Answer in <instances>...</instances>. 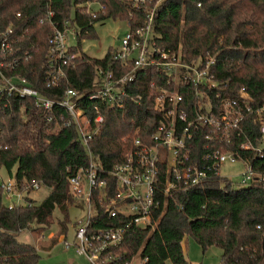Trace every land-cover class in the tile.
Returning a JSON list of instances; mask_svg holds the SVG:
<instances>
[{"label":"trees","instance_id":"obj_1","mask_svg":"<svg viewBox=\"0 0 264 264\" xmlns=\"http://www.w3.org/2000/svg\"><path fill=\"white\" fill-rule=\"evenodd\" d=\"M88 1L0 0V30L14 28L17 43L12 56L21 57L13 69L2 72L25 78L41 96L52 100H61L64 90L73 89L81 94L77 106L93 127L95 106L103 117L96 135L84 145L74 124L48 121L31 100L12 98L0 103V171L13 180L24 201L9 209L0 185V264H39L35 247L17 240L16 234L34 225L35 230H49L56 209L63 218L60 235L66 236L68 210L76 202L67 178L87 168L90 155L108 173L125 161L135 139L151 143L161 121L153 99L165 77L152 67L144 68L125 84L128 98L124 108L110 109L100 101H88L86 93L95 90V68L114 70L119 66L112 60L115 49L110 48L102 59H90L80 48L81 38L96 37V24L117 20L135 31L143 28L151 10V37L159 48L179 49L186 62L214 55L211 69L225 97H234L245 87L251 99L250 111L243 109V121L221 146L248 164L253 177L246 187H240L232 179L212 176L187 192L169 195L162 214H153L152 220H157L153 226L130 228L119 245L106 251L111 257L109 264H130L137 256L142 264H191L181 248L188 238L202 251L218 247L222 252L219 264H264V149L261 155L255 150L264 141L257 113L263 109L264 114V0H143L142 5L133 0H96L103 10L93 18L81 13ZM47 9L54 12L53 21L59 29L69 20L80 31L77 46L72 48L77 60L74 66L63 69L65 77L54 88L46 87L45 82L47 39L52 29L38 23ZM27 52L30 58L26 60L22 56ZM191 95L184 96L187 106L192 104ZM207 132L202 128L193 133L191 148L196 157L208 143ZM246 144L251 148L241 150ZM162 181L163 175L159 184ZM34 183L50 190L40 203L30 196ZM91 222L93 230L113 223L101 207Z\"/></svg>","mask_w":264,"mask_h":264},{"label":"built area","instance_id":"obj_2","mask_svg":"<svg viewBox=\"0 0 264 264\" xmlns=\"http://www.w3.org/2000/svg\"><path fill=\"white\" fill-rule=\"evenodd\" d=\"M133 2L142 5L144 1ZM102 10V5L91 0L82 6L81 13L93 18ZM153 15L154 11H149L143 28L129 30L121 39L119 47L114 48L112 60L118 63V67L114 70L104 67L94 69L96 87L86 93L88 101H100L110 109H123L128 98L124 86L132 82L139 71L152 67L165 77L161 86L156 88L153 99L154 111L161 115V121L151 135V143L145 144L135 139L125 161L115 164L108 173L90 155L88 167L67 178L71 196L76 202L83 201L87 213L82 219L76 220L73 241H66L63 246L65 250L73 247L76 255L85 258L86 264H109L111 257L106 251L119 245L130 228L153 226L157 222L152 220L153 214H162V206L169 195L187 192L212 176L229 179L221 175L225 164L242 165L244 171L238 183L241 186H247L253 177L248 164L221 146V142H228L230 132L238 129L243 121V109L250 111L251 99L245 87L238 89L234 97H225L211 69L215 64L214 55L206 54L186 62L179 49L159 48L151 37ZM16 17H20V14L17 13ZM53 18L54 12L47 9L43 17L38 19L40 25L47 24L52 29L47 39L45 64L48 88L57 87L65 77L63 69L74 66L78 56L72 51L69 42L77 40L80 34L76 25L69 20H64L59 29ZM15 43L12 26L0 30V103L12 98L31 100L48 121L56 119L63 126L74 124L86 145L103 123L97 106L93 109L96 112L93 127L82 108L77 106L81 97L79 92L67 88L61 100H52L41 96L25 78L4 74L2 69H13L21 58L12 56ZM22 58L27 60L30 54L24 53ZM123 69L128 71L127 74H122ZM187 94H192V104L189 106L184 99ZM262 110L257 111L262 120L260 134H264ZM59 111L64 113L61 115ZM202 128L208 130V143L203 146L202 155L196 157L191 142L193 133ZM250 148L248 144L240 146L245 151ZM263 149L259 147L255 150L261 155ZM161 175L163 181L159 184ZM0 185L9 209L24 204L23 195L16 190L12 179H2L0 176ZM40 188L39 184L34 183L32 192ZM97 207H101L107 219L113 223L107 228L93 230L91 219Z\"/></svg>","mask_w":264,"mask_h":264},{"label":"rangeland","instance_id":"obj_3","mask_svg":"<svg viewBox=\"0 0 264 264\" xmlns=\"http://www.w3.org/2000/svg\"><path fill=\"white\" fill-rule=\"evenodd\" d=\"M129 31L128 24L117 20H105L101 24L95 25L96 37L93 39L81 38L80 48L81 52L87 55L90 59H102L107 51L112 48H118L121 39ZM72 47L77 46V41H70ZM264 147V142L260 146ZM244 168L240 163L225 164L221 169V175L231 178L233 182L239 183L241 173ZM2 179H7L8 175L4 170L0 171ZM239 186V184H238ZM246 187V186H240ZM50 190L40 188L37 192H32L31 197L36 203L44 200ZM87 213V206L83 201H77L74 205L69 207L68 219V232L66 236L60 235L59 222L63 220L62 215L58 209L54 211V223L49 230L44 232L35 230L36 226H32L30 230H23L16 234V239L30 244L35 247L40 257L39 264H84L85 258H82L74 252V248L64 249L63 243L73 241V231L75 229L74 221L82 219ZM77 225V224H76ZM182 249L185 258L192 264H219L220 256L222 254L218 247H209L202 251L190 238L182 241ZM130 264H142L139 257H135Z\"/></svg>","mask_w":264,"mask_h":264},{"label":"crops","instance_id":"obj_4","mask_svg":"<svg viewBox=\"0 0 264 264\" xmlns=\"http://www.w3.org/2000/svg\"><path fill=\"white\" fill-rule=\"evenodd\" d=\"M181 248H182V244H181ZM182 252H183V249H182ZM84 264H86L85 260H84ZM192 264V263H191Z\"/></svg>","mask_w":264,"mask_h":264}]
</instances>
